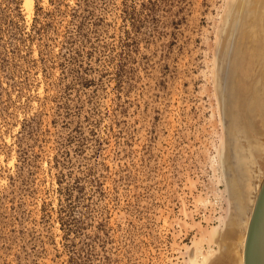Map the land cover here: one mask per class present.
Instances as JSON below:
<instances>
[{"label":"rangeland","instance_id":"1","mask_svg":"<svg viewBox=\"0 0 264 264\" xmlns=\"http://www.w3.org/2000/svg\"><path fill=\"white\" fill-rule=\"evenodd\" d=\"M263 179L264 0H0V264H241Z\"/></svg>","mask_w":264,"mask_h":264},{"label":"water","instance_id":"2","mask_svg":"<svg viewBox=\"0 0 264 264\" xmlns=\"http://www.w3.org/2000/svg\"><path fill=\"white\" fill-rule=\"evenodd\" d=\"M225 89H229V84L226 83ZM233 137L235 138L233 141L237 140L240 143L238 152L241 169L246 171L256 161L254 138L248 131L242 129L237 130ZM246 233L244 264H264V179L257 193Z\"/></svg>","mask_w":264,"mask_h":264},{"label":"bare ground","instance_id":"3","mask_svg":"<svg viewBox=\"0 0 264 264\" xmlns=\"http://www.w3.org/2000/svg\"><path fill=\"white\" fill-rule=\"evenodd\" d=\"M26 4L29 7V9H32L33 8V5H34V0H26ZM253 35H252V38L251 39L254 38ZM251 41H253V40H251ZM251 41H250V44L249 45L250 46H253L254 43L251 42ZM249 48L251 49V51L253 52V54H254V52H256V50L254 51V49H255L254 47H249ZM255 54H257L258 56H260L259 58H262L263 53L261 51L258 50ZM229 95H230V93H229ZM231 137H230L229 142H228L229 143V146H230V149H231V154H230L228 160L231 162L230 165L232 167L231 176L232 177H233V175L235 176L236 185L240 187V188H238L239 190L238 189L236 190L235 189L236 187H234V189H233V187H232V184L233 183H231V181H232L231 178H230L231 180L229 182H230V187L232 188V191H233V195L235 196V198L238 196V198L236 199V203H237V207H238V212L239 213H243L246 198L243 199V197H242L243 195L242 194L243 193H246L247 196H249L250 191L252 189V185H251V178L252 177H251V174L248 171L249 168L246 171H244V170L241 169V161H240L239 152H238V150H239L238 148H240V143L237 140L236 141H233V139H235V138L234 137L231 138ZM226 160H227V158H226ZM234 172H235V174H234ZM234 192H236V193L234 194ZM253 207H254V205H253ZM252 211H253V209H252ZM251 214H252V212H251ZM251 214H250L249 220L247 221L246 232H247V229H248V225H249V221H250V218H251ZM240 220H241V216H239V221ZM246 234H245V236L243 238V241H242V247L243 248L241 250L242 251L241 257L238 258L241 264H244V262H245L244 261V258H245Z\"/></svg>","mask_w":264,"mask_h":264}]
</instances>
